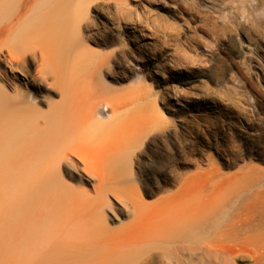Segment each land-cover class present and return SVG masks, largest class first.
<instances>
[{
  "label": "rangeland",
  "instance_id": "374dc122",
  "mask_svg": "<svg viewBox=\"0 0 264 264\" xmlns=\"http://www.w3.org/2000/svg\"><path fill=\"white\" fill-rule=\"evenodd\" d=\"M54 1L0 3V86L7 84L10 96L49 117L61 108L59 82L65 77L93 76L104 85L103 103L127 97L132 103L120 113H141L150 123L144 137L128 138L125 186L150 205L169 199L183 215L189 208L195 227L190 239L197 246L207 236L224 245L232 239L239 249L232 264H264V0ZM47 4L62 8L56 22L71 38L67 56L51 45ZM25 12L12 34L1 32ZM100 60L101 71L94 72ZM100 134L119 137L115 124ZM198 174L204 180L190 182ZM213 190L234 208L217 206L208 221ZM234 214L240 228L251 221L253 229L237 237L229 233L224 227ZM198 257L204 258L200 264L210 262ZM0 260L13 262L4 255Z\"/></svg>",
  "mask_w": 264,
  "mask_h": 264
},
{
  "label": "bare ground",
  "instance_id": "6f19581e",
  "mask_svg": "<svg viewBox=\"0 0 264 264\" xmlns=\"http://www.w3.org/2000/svg\"><path fill=\"white\" fill-rule=\"evenodd\" d=\"M46 9L47 28L53 31L51 45L55 43L67 56L71 38L56 22L62 8L52 4ZM28 14L15 15L12 26L5 25L1 32L12 34ZM102 61L93 66L94 72L102 68ZM100 84L93 76L65 77L59 82L61 108L50 117L41 116L33 103L32 109L26 106L19 95L10 96L7 84L0 86V255L7 261L11 257L12 264H193L201 253L210 258L208 264H232L238 243L229 239L224 245L223 239L207 236V241L202 240L205 245L197 246L191 242L195 227L189 208L186 213L191 217L181 214L169 199L150 205L125 186L131 155L126 151L128 138L144 137L150 122L141 113L129 118L120 113L132 103L127 97L103 103ZM110 124L119 131L114 140L100 134ZM197 179L204 180L198 174L190 182ZM216 192L207 196L208 221L217 206L231 204L224 193ZM252 199H247L246 210ZM239 214L224 227L235 237L253 229L251 221L240 228ZM198 259L203 263L204 258Z\"/></svg>",
  "mask_w": 264,
  "mask_h": 264
}]
</instances>
